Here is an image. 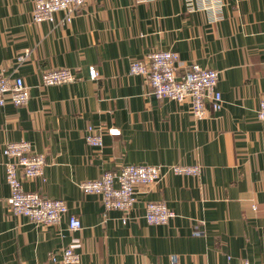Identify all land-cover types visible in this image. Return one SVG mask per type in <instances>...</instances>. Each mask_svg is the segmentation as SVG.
<instances>
[{"label":"crops","instance_id":"1","mask_svg":"<svg viewBox=\"0 0 264 264\" xmlns=\"http://www.w3.org/2000/svg\"><path fill=\"white\" fill-rule=\"evenodd\" d=\"M33 1L0 0V71L15 70L30 95L24 106L0 107V264H52L47 256L68 246L77 264H170L171 254L178 264H264V120L256 114L264 97V0H87L63 24L61 12L53 22H32ZM159 50L179 53L178 73L194 63L218 70L223 108L196 119L190 102L152 96L128 66ZM58 67L75 80L40 86L41 71ZM89 126L103 130L100 149L83 139ZM110 126L120 135L108 136ZM18 140L46 156L43 177L24 179L23 189L64 200L68 211L57 224L7 208L1 150ZM180 163H200L202 172L162 175L149 190L138 185L125 211H105L99 195L79 189L122 165ZM147 201L175 215L149 224ZM69 215L78 230L68 228Z\"/></svg>","mask_w":264,"mask_h":264},{"label":"built area","instance_id":"2","mask_svg":"<svg viewBox=\"0 0 264 264\" xmlns=\"http://www.w3.org/2000/svg\"><path fill=\"white\" fill-rule=\"evenodd\" d=\"M87 0H34L31 21L53 22L56 12L62 13L60 22L71 23L73 17L82 10ZM28 52L17 54L15 59L20 65L27 58ZM182 66L179 53L172 50L148 51L142 58L129 63L128 70L132 75L141 76L151 87L150 94L156 99L166 98L176 102L188 101L194 118L204 119L210 110L219 111L224 101L218 89L220 72L214 68H206L198 63L190 65V69L178 73ZM90 80L98 77V71L91 65L88 69ZM12 73L5 75L0 71V107L12 104L21 107L29 99V89L23 78ZM40 86H52L70 83L75 80L74 71L66 67L45 69L41 71ZM260 121L264 120V97L256 112ZM102 131L99 127H87L83 139L91 148L102 147ZM108 136L120 135L119 128L110 126L105 130ZM4 158L3 174L10 191L7 198V208L10 213L20 215L39 225L57 224L68 207L64 200L53 199L38 191L24 190L23 180L27 178H42L46 165V156L35 153L28 140L9 141L1 150ZM202 172L201 164H166V165H122L116 170L103 171L100 177L84 180L79 183V189L85 194H97L101 204L107 210H128L135 201L136 187L152 189L162 175H189L197 177ZM144 219L149 224L162 225L173 217V212L161 201L145 203ZM256 208V207H254ZM70 230H78L80 221L74 215L67 219ZM193 236H199L200 230H194ZM52 264H77L78 254L71 247H63L56 255L47 256ZM59 258V259H58ZM170 264H178L177 254L169 256ZM19 264H35L21 262ZM229 264H251L247 260Z\"/></svg>","mask_w":264,"mask_h":264}]
</instances>
